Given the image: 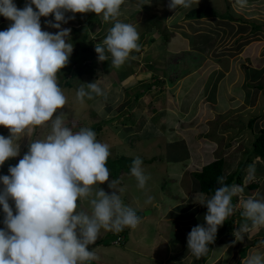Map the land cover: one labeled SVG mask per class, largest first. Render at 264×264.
<instances>
[{
  "label": "rangeland",
  "instance_id": "374dc122",
  "mask_svg": "<svg viewBox=\"0 0 264 264\" xmlns=\"http://www.w3.org/2000/svg\"><path fill=\"white\" fill-rule=\"evenodd\" d=\"M27 2L30 0H13L19 9H23ZM168 3L169 0H124L117 19L136 27L140 37L138 44L142 41V45L118 68L111 66L110 55L105 64L98 61L95 45L102 44L114 22H104L101 16L95 14V22L88 27L89 37L95 43H92V57L87 61L92 72L74 77L70 88L61 87L57 76L58 86L67 103L57 110L54 117L63 112L65 123L73 132L81 127L91 128L99 120L107 121L96 134L98 141L109 145V158L117 154L142 156L144 159L155 157L151 163L142 164L145 175L149 177L143 189L138 187L130 171L125 172L124 169L119 171L117 178L110 176L104 184L93 186L94 191L101 187L111 194L108 183L118 180L117 187L124 189L121 198L125 205L142 210V213L147 209L151 212L143 214L136 228L124 229L125 240L121 241L122 236L113 239V232L101 229L97 241L89 246V250L95 251L97 259L85 264H235L236 261L243 264L248 256L240 260L239 250L252 241L256 242L252 246L257 248L255 251H264V228L245 234L241 241H237L234 235L243 218L240 200L256 193L259 194L256 198L264 197V187L258 192L247 190L250 186L249 182L245 184L246 169L241 185L244 192L233 205L232 215L217 230V236L224 230L229 242L224 246L223 242H217L215 250L214 243L209 252L201 257L192 255L187 247V235L191 229L205 224L203 217L207 208L198 203L200 192L192 175V171L201 167L192 159L184 164L183 168L187 170L184 169L182 177L174 175V178L170 173V169L179 171L182 168L176 160L191 156L189 141L194 139L193 146L201 143L206 131L215 148L212 155L209 149L203 150L208 154L207 159H212V156L222 158L228 173L246 168L256 161L250 150L259 126H264V0H247L243 8L236 4V0H192L190 8L178 6L176 10H169ZM195 7H211L219 14L234 19L187 18L185 13ZM33 9L38 11L34 5ZM77 15L66 12V19L75 18L61 24L62 28L71 29L69 43L73 44L74 55L80 53L81 44L89 42L79 40L82 35L80 28L78 32L73 30L80 25ZM47 21L55 23L54 14L42 16L40 23L43 31L56 34L59 30L48 27ZM11 23L0 15V31L6 30ZM151 38L155 40L151 41ZM68 64L61 69L63 72L69 67L71 70L74 68V65ZM192 76L194 79L190 80ZM69 77L70 72L67 73ZM96 79L103 81L102 88L107 87V97L85 98L83 104L76 101L75 93L81 83H92ZM159 80L163 82L146 90ZM226 83L228 88L224 87ZM222 87L231 95L226 107L213 106L216 111L214 116L204 122L190 117L193 115L188 109L197 95L202 96L205 92L207 99L210 96L209 99L214 100L211 94ZM137 92L143 93L135 99ZM187 119L191 127L184 124ZM251 119L255 121L252 127L248 125ZM50 123L36 126L30 136L25 135L17 141L19 154L0 165V176L10 175L9 167L17 165L27 153L30 139H43L51 131ZM135 128L139 132L131 133ZM182 128L185 130L182 131ZM125 133H129L128 136L131 134L133 143H124ZM0 135L8 137L9 129L0 126ZM3 187L0 183V191ZM204 197L210 195L204 194ZM8 202L15 215L14 201L10 199ZM77 211L90 213L89 201L78 200ZM4 217L0 206V229L5 227ZM231 222L232 225H229ZM102 238L111 241L110 244L98 243ZM247 248L249 251L250 247Z\"/></svg>",
  "mask_w": 264,
  "mask_h": 264
},
{
  "label": "clouds",
  "instance_id": "9594fccd",
  "mask_svg": "<svg viewBox=\"0 0 264 264\" xmlns=\"http://www.w3.org/2000/svg\"><path fill=\"white\" fill-rule=\"evenodd\" d=\"M123 3L124 0H30L19 9L13 0H0V15L13 22L0 31V126L10 132L8 137L0 135V165L18 156L17 141L21 137L30 136L33 128L51 122V131L43 139H30L27 153L17 165L9 167L10 175L0 176L4 186L0 206L5 213V227L0 229V264H85L97 259L89 246L97 241L101 229L121 235L123 229H134L140 223L136 211L124 204V189L117 187L118 180L108 183L111 194L101 187L93 189L94 185L109 181V145L98 141L91 128L81 127L73 132L66 125L63 112L54 117L67 103L58 86L57 73L68 61L74 65V58L70 57L71 29L62 28L61 24L75 17L66 19L65 13L92 12L104 22H114L102 44L93 43L98 61L104 62L110 55L111 66L118 68L133 51L140 50L136 27L117 19ZM236 4L243 8L247 0H236ZM191 5L192 0H169L167 7L176 10L178 6ZM50 14H54L55 23H46L59 30L56 34L41 28L40 18ZM222 19L233 21L225 16ZM102 83L100 79L81 83L75 93L76 101L83 104L85 98H106L107 87L102 88ZM184 124L190 126L188 122ZM142 163L137 157L130 169L141 189L149 179ZM246 171L245 184L249 182L250 186L256 161ZM225 180V176L217 178L219 187L210 197L199 194L198 203L207 208L205 224L194 226L187 235L188 251L196 257L209 251L218 227L232 215L233 205L244 192L242 184L228 185ZM256 189L250 186L247 190L258 192ZM258 195L240 200L243 221L234 232L237 241L264 228V197L256 198ZM10 199L15 204V215ZM80 199L89 201L90 213L77 211ZM243 264H264V251L250 253Z\"/></svg>",
  "mask_w": 264,
  "mask_h": 264
},
{
  "label": "trees",
  "instance_id": "16d2710c",
  "mask_svg": "<svg viewBox=\"0 0 264 264\" xmlns=\"http://www.w3.org/2000/svg\"><path fill=\"white\" fill-rule=\"evenodd\" d=\"M185 14H186L187 18H191V19H194V18L201 19L204 17L209 18V17H213V16L220 17V18L224 17V14H222V15L218 14V12L214 8H211V7L191 8ZM84 15H86V16H84ZM94 15H95V13H92V12L82 13V16H81V13H78V15H77V19L80 22V25L77 28H73V30L78 32L77 29L80 28L79 30L82 32V35L79 38V40H81L83 43H85L84 42L85 40H87L89 42H87L86 44L80 45V48H79L80 53L75 55V57H73L72 53H71L70 57L74 58V60H73L74 68L72 70L69 67L66 72H63L62 70H60V72L57 73V76H59V78H60L61 87L70 88V87H72V80L74 77L82 76L85 73H89L88 71L92 72L91 66L86 60L89 59L90 57H92V53H93L92 47L89 46L93 43V40H91V38L89 37L88 27L92 22H95ZM226 18L234 19V17H232V16H229ZM73 40L76 42V39L73 38ZM154 40H155L154 38H151V41H154ZM139 45L140 46L142 45V41L140 42ZM106 61L101 62V63L105 64ZM68 72H70V74H71V77H69V78H67ZM159 82L162 83L163 81L162 80L161 81L160 80L155 81V84L146 87L147 88L146 90L148 91L153 86L155 87V86L159 85ZM142 93L143 92H137L134 96L135 99H137L138 96ZM142 118L146 119V118H144V115H142ZM153 120H155V119H153ZM142 121H144V120H142ZM106 122L107 121H105V120H99L97 123H94L93 125H91V129L95 133H99V131H101L102 127L105 126ZM254 123H255L254 119H251L248 121V125H250L251 127ZM135 132L138 133L139 129H136L131 133H135ZM128 134L125 133L124 140H126V141L124 143H127V142L133 143V137L131 138L130 137L131 134L129 136H128ZM254 136H255V140L252 143V149L250 150L251 154L254 158L260 157L261 159L264 160V126L260 125L258 130H257V134H255ZM138 157L141 158L143 163H147V164H149L155 160V157H151L149 159H144L142 156H138ZM135 158H137V156L125 155V154H117L112 158H108L106 166L109 169L110 176H112L113 178H117L119 175V171L122 169H124L125 172H129L131 169V166H132V162ZM167 162H169V161H167ZM244 169H245V167H242L241 169L234 170L230 173H225L223 159L222 158H216L213 161L202 166L199 170L192 171V175L197 180L199 192L204 193L206 195H212V194H214V190L219 187V185L217 184V178L220 176L226 177L225 183L228 185H231L233 183L242 184ZM250 186L252 188H254L255 184H250ZM233 200H234V198L232 199V201ZM134 210L136 211L137 215L141 219L143 217L142 210H139V209H134ZM242 221H243V218L239 222V225L242 223ZM229 225H232V222L229 223ZM123 233H124V229H123V232L121 235H118L117 233L116 234L112 233L113 239L122 236L123 239H121V241L125 240L126 236ZM217 233H218V231H217ZM216 236H217V234H216ZM215 240H216V238H215ZM215 240L213 243H210L208 245L209 250L212 248V244H214L216 242ZM101 242L103 244L109 245L111 241H109L108 239L105 240L104 238H102V239H100V241L98 243H101ZM255 243H256L255 241H252V243L250 245H255ZM248 246L249 245H246L242 249L245 250V248H247ZM242 253H244V252H242Z\"/></svg>",
  "mask_w": 264,
  "mask_h": 264
},
{
  "label": "crops",
  "instance_id": "0c3cea01",
  "mask_svg": "<svg viewBox=\"0 0 264 264\" xmlns=\"http://www.w3.org/2000/svg\"><path fill=\"white\" fill-rule=\"evenodd\" d=\"M193 79H194V77L192 76V78L190 80H193ZM227 86H228V84L226 83V86H224V87L225 88H228ZM196 87H198V85H196ZM225 88H223V87L222 88H219L220 90L218 89L215 94H211V97H213L214 100H210L209 99L210 96H208V99H207V93H205V92H203V95L202 96L197 95L192 100V102H191V104L189 106V109H188V111L191 112L190 115H193V116H190V117L191 118L193 117L194 119H196L195 121H200V122L203 121L204 122L206 118H211V117L214 116V113L213 112H216V111L213 110V106L218 107L217 105H219V107H223V106L226 107L230 103V101H231L230 100L231 95H229V91L228 90H225ZM226 102H227V105H225ZM227 108H230V106L227 107ZM185 122H188V119L185 120ZM176 123H178V121ZM204 125L207 126V123H205ZM183 130L184 129H182V131ZM206 132L203 133L204 138L202 136L203 141L201 143L198 144V142H197L196 145L193 146L194 139H192L193 140L192 142L189 141L188 145H189V148H190V151H191V156H188V157H186L183 160H176L175 161L177 164H180L182 168L179 171H176L174 169H170V173H172L171 175L173 177H174V175L175 176H178V177H180V175H181V177H182V175H183L182 173H183L184 169H186V168H183L184 164L186 162L190 163V161H192V159H193V161H196V163L199 165L198 167H202L205 164H207V163H209V162H211V161H213L215 159L212 156V159L208 160L207 159L208 158L207 157V155H208L207 152H204L203 151L205 149L206 150L209 149V151H210L209 154L212 155V152L215 149L214 147H212V143H214V142L212 141V139H210L211 137H207V133L208 132L207 133ZM180 135L183 136L182 134H180ZM207 138H209L210 140H207ZM195 141H198V139H195ZM206 144H207V147H205ZM232 146H229V147L231 148ZM195 149H197L198 152ZM245 169L247 170V167ZM225 170H226V168L224 167V171ZM263 170H264V161H262L260 158H259V160L256 159V174H255L254 180H252L253 184H255L254 187H257L256 190H260L261 187H264V171ZM262 171H263V173H261ZM225 173H228L227 170H226ZM246 175H247V171H246V173H244V176L245 177H246ZM179 190H181V188ZM166 208H168V207H166ZM166 208H164V209H166ZM223 234H225V231L224 230L221 231L218 236H216V240H215L216 241L215 242L216 244L214 245L215 246L214 247V250H215V248H216V246H217V244L219 242H223V246L226 245L224 243L229 242L226 239L227 238V235L226 234H225V236H223L224 238H222V235ZM249 247H250L249 251L247 250L248 248H245V250H243L241 248L239 250L240 253L239 252L238 253H239L240 257H241L240 260L246 258L250 253L256 252L255 250L257 248H253L252 246H249ZM242 252H244V253H242ZM167 254H170V252H167ZM161 263L164 264L165 262H161ZM124 264H126V263H124ZM195 264H197V263H195ZM235 264H239V261H236Z\"/></svg>",
  "mask_w": 264,
  "mask_h": 264
},
{
  "label": "water",
  "instance_id": "95a60500",
  "mask_svg": "<svg viewBox=\"0 0 264 264\" xmlns=\"http://www.w3.org/2000/svg\"><path fill=\"white\" fill-rule=\"evenodd\" d=\"M150 212H151V211H150L149 209H147V210L144 211L143 214L146 215V214H148V213H150ZM121 232H122V231H121ZM121 232H120V233H121Z\"/></svg>",
  "mask_w": 264,
  "mask_h": 264
}]
</instances>
